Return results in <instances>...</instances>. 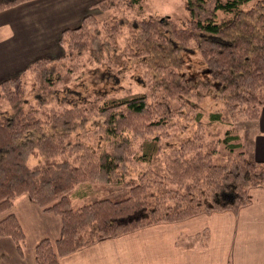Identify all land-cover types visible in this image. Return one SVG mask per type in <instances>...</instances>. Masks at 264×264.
<instances>
[{"label": "trees", "instance_id": "obj_1", "mask_svg": "<svg viewBox=\"0 0 264 264\" xmlns=\"http://www.w3.org/2000/svg\"><path fill=\"white\" fill-rule=\"evenodd\" d=\"M28 1L0 0V11ZM252 1L214 0L228 19L180 23L145 15L143 0H96L91 6L109 15L87 13L64 29L62 56L40 58L0 81V213L27 194L61 221L55 241L36 244L35 264H59L103 238L150 225L237 213L249 203L248 188H264V162L248 159L232 127L238 119L256 120L264 107V0L246 8ZM190 45L206 70L199 80L183 78L176 63L178 50ZM166 48L171 63L162 57ZM85 58L112 72L135 65L143 91H95L82 103L57 106L55 85L63 77L56 66ZM212 88L224 106L204 123L199 104ZM181 122L196 128L188 131ZM225 124L230 129L220 138ZM206 128L210 139H204ZM86 184H119L127 195L113 200L105 190L74 208L69 196ZM0 237H9L21 255L25 235L12 213L0 220ZM198 238L207 240V233Z\"/></svg>", "mask_w": 264, "mask_h": 264}, {"label": "crops", "instance_id": "obj_2", "mask_svg": "<svg viewBox=\"0 0 264 264\" xmlns=\"http://www.w3.org/2000/svg\"><path fill=\"white\" fill-rule=\"evenodd\" d=\"M95 1L32 0L0 11V81L40 58L58 57L64 29L78 26L87 13L103 14L91 6ZM242 137L248 159L264 162V107ZM247 196L249 203L237 213H201L103 238L59 258V264H264V189L251 187ZM7 213L17 218L25 243L19 255L9 237H0V264H35L36 243L59 236V218L43 212L27 194L0 213V220ZM203 231L207 240L198 238Z\"/></svg>", "mask_w": 264, "mask_h": 264}, {"label": "rangeland", "instance_id": "obj_3", "mask_svg": "<svg viewBox=\"0 0 264 264\" xmlns=\"http://www.w3.org/2000/svg\"><path fill=\"white\" fill-rule=\"evenodd\" d=\"M143 2L146 5L144 9L145 15L164 16L174 19L180 23H183L191 18L199 21L211 19L217 22L229 18V15L214 9V0H207L203 3L196 1L188 3L186 0H143ZM255 2H257V0L248 3L245 7H252ZM99 11L103 14L97 15L98 19H104L110 13V11ZM62 55L63 49L60 48L58 57ZM162 57H164L165 62L168 63L175 60V58H172L171 50L169 48H166V50L163 51ZM176 60L178 61H176V63L180 64L179 71L183 78L199 80L206 75L205 67L193 45H190L187 48H180L176 55ZM70 64L72 63L59 62L58 66H56L57 72L61 75V77H63V80L55 85V88H57V92L55 93V97H57V106L66 107L73 106L76 103H82L86 95L95 91H103L108 94H115L118 96L128 92L129 89L131 92L143 91L142 82L139 77L140 75L135 65L127 64L124 68H120L112 72L105 63L99 64L90 61L87 58L82 61H74L72 65ZM27 81V89H29L31 82L33 81L32 75L27 76ZM223 106V99L218 90L214 88L210 89L199 104V110L202 113V121L204 123L207 122L209 113L220 111L223 109ZM252 121L254 120L238 119L232 124L235 133L240 136L242 143L244 131L248 128V124ZM96 124H98V121H95L94 125ZM181 124L188 126V131L191 130L192 127L196 128V124L194 126L193 123L181 122ZM228 128L230 129V126L226 124L219 126L220 138L224 136V131ZM207 133L208 129L206 128L203 135L204 139H210L207 136ZM217 150L218 152H222L224 150L221 143L217 145ZM244 150L246 152L245 146ZM35 162L36 160L33 157L29 159L30 165H33ZM105 190L107 191L108 196L113 200L122 199L127 195V189L119 184H107L104 186L86 184L83 187L81 186L79 192L73 193L69 196L71 205L74 208H77L94 197L106 195V192H104ZM56 239L50 240L55 241Z\"/></svg>", "mask_w": 264, "mask_h": 264}]
</instances>
